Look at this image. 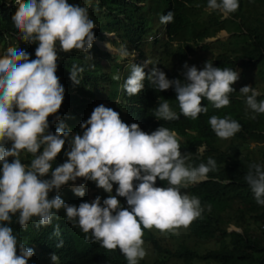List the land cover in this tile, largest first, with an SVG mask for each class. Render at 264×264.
I'll return each mask as SVG.
<instances>
[{
    "label": "clouds",
    "instance_id": "1",
    "mask_svg": "<svg viewBox=\"0 0 264 264\" xmlns=\"http://www.w3.org/2000/svg\"><path fill=\"white\" fill-rule=\"evenodd\" d=\"M16 5L12 16L14 26L24 41L38 46L35 59L15 47L7 48L6 54L0 57V264H74V255H77L74 247L61 241L56 252L50 249L39 254L20 242L9 226L17 213V223L22 229L27 228L33 217L39 219L37 226H47L61 209L67 221H74V226L86 234V242L91 240L94 245L100 242L101 247L110 251L119 248L128 264H138V260L145 258L143 245L146 243L151 258L155 257L153 263L157 264L159 256L152 246L156 242L146 241L144 229L153 233L158 243L165 239L169 240L167 244L173 240L181 243L204 211L200 199L189 195V188L207 181V174L217 167L212 157L207 159V164L195 163L190 153L180 150L178 139L182 145V137L165 124L179 118L196 119L200 113H206L207 107L202 106L204 98L216 109L228 106V94L234 91L232 85L239 79V73L214 67L205 60L202 69L185 63L183 81L169 80L157 68L159 63L146 54L128 49L124 44L115 47L113 41L119 40L114 33L105 34V41L95 40V23L89 18L86 7L70 4L68 0H16ZM203 7L209 9L204 11L207 15L215 14L224 21L238 10L239 2L208 0ZM173 19V12L168 11L160 16V23L166 25ZM183 36L184 40L179 41ZM94 41L95 44L101 42L102 47H97L109 55L110 51L119 54L116 64L127 63L128 72L121 74L127 78L122 87L129 96L142 91L146 71L149 72L147 79L159 91L174 88L178 105L170 107L169 102L163 100L155 115L152 108L146 115L142 112L134 116L130 104L117 93L96 106L90 118L81 123L82 135H71L62 123L55 133L49 132L48 118L58 113L65 92L56 75L57 42L63 52L75 49L88 53ZM103 42H111L113 46ZM192 42L190 34L182 33L169 45L177 44L175 52L181 55L180 44H191L189 48H193ZM195 47L200 48L202 44ZM128 57H135L134 63H129ZM139 62L148 64V70ZM164 62L161 68L174 72L165 68ZM83 71L82 67L73 65L70 79L79 84L78 75ZM240 92L246 97L248 108L264 114V100H257L260 95L257 90L244 86ZM208 123L216 145L222 149L241 129L236 120L226 115L223 118L213 115ZM66 141L69 144L65 153L67 160L53 170L52 162L64 149ZM254 146L252 143L251 147ZM204 150V146L197 149L201 154ZM22 151L34 157L29 165L21 162ZM9 157L14 159L9 162ZM49 173L51 178L44 179ZM157 178L167 181L168 186H155ZM244 179L255 202L264 206V167L250 164ZM67 189L84 197L76 204H66ZM49 193L55 196L49 198ZM207 208L210 211L211 205ZM229 228L241 232L239 228ZM59 234L57 225L54 235ZM197 241L186 239L182 249L192 250V244ZM174 264L185 263L176 259Z\"/></svg>",
    "mask_w": 264,
    "mask_h": 264
},
{
    "label": "trees",
    "instance_id": "2",
    "mask_svg": "<svg viewBox=\"0 0 264 264\" xmlns=\"http://www.w3.org/2000/svg\"><path fill=\"white\" fill-rule=\"evenodd\" d=\"M238 2V10L229 14L226 20L220 21V17L211 14L205 23L195 25L202 19L200 16L207 15L203 6L207 5L208 0H68L70 4L88 9L89 18L95 23L93 29L95 40L105 41L107 39L105 34L114 33L119 41H113V44H124L128 49H135L142 55L145 53L141 46L145 45L149 36L155 39L148 44L153 52L158 46L168 48L169 42L178 38L184 30L198 27L196 33L201 36H198L195 42H199L201 39L214 37L216 32L225 27L226 22L234 24L236 28L232 30L234 33L230 38L235 41L230 42L227 50H223V53L215 58L214 67L234 71L239 69L244 86L255 89L264 86V0ZM16 9V0H0V57L6 54L7 48L15 47L29 53L31 59H35V49L38 45L24 41L12 21ZM168 11L173 12V21L166 25L161 24L160 16L166 15ZM212 12L217 13L213 10ZM246 12L258 16L255 20L256 25L246 19ZM219 43L222 44L216 41L196 48L198 44L192 42L194 47H186V50L201 51L202 54L208 55L213 44ZM57 54L56 75L65 92L58 113L48 118L50 125L48 131L51 133H55L56 128L62 123L65 125V131H70L71 135H82L81 123L90 118L96 106L114 98L117 93L126 99L124 102L130 104L129 109L134 116L142 112L146 115L152 108L155 115L156 108L163 100H167L170 107L178 105L174 88L159 91L147 79L149 72L146 71L142 91L129 96L122 87L127 78L122 77L124 75L121 73L125 71L116 64L117 58L100 50L95 41L88 53L75 49L63 52L57 42ZM186 57L181 53V60H185ZM156 62L159 63L157 68L163 71L169 80H184L185 69L170 72L161 68L163 64L161 58ZM73 65L84 69L78 75L79 84L70 79ZM112 68L115 69L113 75L108 72ZM115 76L121 78L115 80L113 78ZM260 93L262 94L257 97L258 101L264 100V91ZM229 99L228 106L216 109L204 98L202 106L207 107L206 113H200L196 119L179 118L165 124L182 137V145L177 138L180 150L190 153L195 163L207 164V159L212 157L217 167L215 171L207 174V181L189 188V195L200 199L204 211L199 221L190 227L181 243L175 240L170 244H167L169 240L158 243L156 236L144 229L146 241L156 242L152 246L153 252L159 256L157 264H174L176 259L183 260L185 264H264V206L255 202L254 195L244 179L250 164L256 163L264 167V114L254 113L248 108L245 96L238 98L234 93H230ZM213 115L221 118L229 116L241 125L240 131L232 137L235 142H230L224 149L219 144L216 145V138L212 135L213 130L208 123ZM57 116L60 117L59 120L53 119ZM252 143L255 144L254 147H251ZM8 146H11L10 143ZM201 146L205 149L203 154L197 151ZM68 148L69 144L66 141L64 149L52 162L53 170L67 160L65 153ZM22 152L24 154L19 157L21 162L29 165L34 157L31 153ZM8 159L11 162L14 158ZM43 178L50 179L51 174ZM155 186L167 187L168 182L157 178ZM66 191L68 198V201H64L66 204H76L84 197L76 196L71 190ZM53 196L55 194L49 193V198ZM208 205H211L210 211ZM61 211L62 209L55 213L51 224L47 226H37L39 219L33 217L27 228L22 229L17 223L19 213L12 217L9 226L13 228V233L20 242L34 251L37 250L39 254L42 250L50 249L56 252L59 248L57 244L63 241L64 244L74 247L77 252L73 258L74 264H128L119 248L110 251L101 247L100 242H96V245L91 240L86 242V234L78 226H74V221L68 222L66 214ZM57 225L60 233L58 236L54 235ZM231 226L241 229V232L230 231ZM87 235L90 236L91 233ZM186 239L199 241L192 244V250L182 249ZM81 244L85 246L81 247Z\"/></svg>",
    "mask_w": 264,
    "mask_h": 264
},
{
    "label": "rangeland",
    "instance_id": "3",
    "mask_svg": "<svg viewBox=\"0 0 264 264\" xmlns=\"http://www.w3.org/2000/svg\"><path fill=\"white\" fill-rule=\"evenodd\" d=\"M205 10L207 11L209 9L207 8ZM209 16H211V13H209L208 15L200 16L199 18H202V19L199 20L198 22H196L195 25L205 23L206 18L208 19ZM245 17H246V19L251 20V22L256 25V21L255 20L258 17L256 14L247 13L246 12L245 13ZM235 28L236 27H235L234 24L227 23L225 25V27H223V29L225 31L223 30V31L217 32L216 36L214 38H212V39H205V41H203V39H201L199 42H195L196 38L198 36H201L200 34L196 33V31L198 30V27H194L192 30H184L183 33L188 34V36L190 34L191 40L195 44H202V46H203V45H209V44L215 43L216 41H220L222 44H225V45H222L220 43L219 44H213V46L211 47V51H210V53H208V55H204V54L200 53L199 51L188 52L186 50V47H189L191 44H180L182 52L187 55L185 60H181L180 59L181 55L179 53L175 52L177 44H173V46L169 45L168 48L167 47L161 48V47L158 46V49L152 52L151 51V47L149 48L148 44H150V43H152L154 41L153 36H150L148 38V42H146L145 45L142 46V50L146 54L147 57H149L150 59H152L154 61H156L157 58L161 57L162 60L165 61L164 62V67L167 68V69H171L173 71L184 70L185 68L183 66L185 65V63H187L189 66L195 65L198 69H202L204 64H205V62H207V61L212 62L213 66H214L215 58L218 55H221L223 53V50H227V48L229 47L228 44L230 42L235 41V40H233V38H230L231 34L234 33L232 30H234ZM109 37L111 39H115L114 36H109ZM184 38H185V36L181 37L179 39V41L184 40ZM115 40H117V39H115ZM103 43H104V45H106L107 43H111V42H103ZM111 45H112V43H111ZM113 45L115 47H117V48H120V46H121V44H113ZM0 50H1V48H0ZM110 54L115 56L114 58H117L116 60H118V57H119L118 53L110 51ZM0 56H1V51H0ZM134 59H135V57L134 58L128 57V60H130L129 63H134V61H133ZM205 60H207V61H205ZM140 64H142L145 67V69L148 70V68H149L148 64L147 65H145V63H140ZM126 65H127V63L119 64V66L125 71V74L128 71V68L126 67ZM108 69L106 71H108ZM113 71H115L114 68H112V70L109 71V73L111 75H113ZM236 72L239 73V69H236ZM254 78H256V77H254ZM232 87H233L234 91L231 92V93H234L238 98H241V97L244 96V94H242L240 92V89L242 87H244V83L242 82L240 75H239V79L232 85ZM255 90H257L259 93L263 92L264 91V86L261 85V86L255 88ZM260 94H262V93H260ZM228 95H229V98H230V93ZM53 119L57 120L54 117H53ZM223 143H226V142H223ZM68 150H69V148H68ZM23 154H24V152L20 153V155H23ZM183 193H186V192H183ZM229 229H232V228H229ZM178 239L181 240L182 237L179 236ZM166 241H167V239H165L164 242H166ZM143 247H144L147 255L145 256V258H143L141 260H138V264H153V262L155 260L154 259L155 257L153 256L151 258L152 254H151V252L148 251L149 245L144 243Z\"/></svg>",
    "mask_w": 264,
    "mask_h": 264
},
{
    "label": "water",
    "instance_id": "4",
    "mask_svg": "<svg viewBox=\"0 0 264 264\" xmlns=\"http://www.w3.org/2000/svg\"><path fill=\"white\" fill-rule=\"evenodd\" d=\"M96 45H97L98 47H102L101 42H96Z\"/></svg>",
    "mask_w": 264,
    "mask_h": 264
}]
</instances>
